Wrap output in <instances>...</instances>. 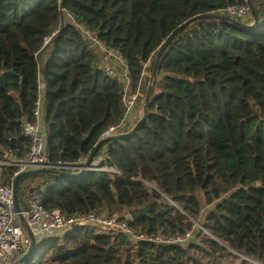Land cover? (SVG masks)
<instances>
[{
	"label": "trees",
	"instance_id": "trees-1",
	"mask_svg": "<svg viewBox=\"0 0 264 264\" xmlns=\"http://www.w3.org/2000/svg\"><path fill=\"white\" fill-rule=\"evenodd\" d=\"M249 2L253 27V15L233 21L226 12L245 0H0L3 184L16 171L3 163L29 151L25 124L34 121L40 82L51 164L85 160L124 114L121 87L97 66V48L120 50L131 90L140 91L161 47L190 21L157 64L143 122L134 129L140 98L116 133L124 135L97 151L105 170L67 176L76 171L52 168L22 180L20 198L37 189L47 209L123 220L153 202L132 223L136 233L192 229L191 238L133 244L124 233L78 225L37 242L29 264L36 256V264H264V0Z\"/></svg>",
	"mask_w": 264,
	"mask_h": 264
},
{
	"label": "built area",
	"instance_id": "built-area-1",
	"mask_svg": "<svg viewBox=\"0 0 264 264\" xmlns=\"http://www.w3.org/2000/svg\"><path fill=\"white\" fill-rule=\"evenodd\" d=\"M60 4L62 0H57ZM246 4L232 5L226 10L231 19L248 21L252 19V9L248 0ZM57 33L55 30L51 35L45 37L42 48H44L52 37ZM100 68L111 78L115 79L121 87V104L123 118L116 126L110 127L103 135H114L126 121L134 118L138 110L140 91H132L128 75V67L122 52L113 47H102ZM40 50L35 53L37 56ZM147 65V64H146ZM45 83L40 82L38 87L39 96L33 109L34 121L25 124V131L30 138V148L23 158H14L3 163L16 168L14 177L24 171L39 168L72 169L79 171V167L85 160L71 163L53 165L47 152L46 136L42 121L43 93ZM100 159L95 160L92 169L105 170L99 166ZM77 166V167H76ZM14 179V178H13ZM12 182L3 184L0 182V264H15L27 251L31 239L21 223L19 213L16 210ZM22 215L27 220V226L37 239L41 242L45 239L57 237L69 229L78 225H94L98 228H106L111 231L121 232L128 236L133 244L140 241H151L158 245L172 244L188 241L193 230H188L184 235L159 234L155 237L136 233L131 227L137 220L133 219L129 211L123 220L121 214H104L91 210L87 213L66 214L59 208L47 209L41 201L37 189H29L23 198H19Z\"/></svg>",
	"mask_w": 264,
	"mask_h": 264
},
{
	"label": "water",
	"instance_id": "water-1",
	"mask_svg": "<svg viewBox=\"0 0 264 264\" xmlns=\"http://www.w3.org/2000/svg\"><path fill=\"white\" fill-rule=\"evenodd\" d=\"M248 3L251 6L252 9V15L254 18V22L250 25H248L249 27H253L255 24H257L258 22V18H257V14L256 11L254 9V7L252 6V4L249 2ZM230 20L236 21L235 19H231ZM190 23V21L185 22L183 25H181L178 29H176V31L168 38V40L166 41V43H164V45L161 47L157 58H156V67H155V71L152 74V77L150 79V84L148 87V91L147 94L145 95L144 98V111H143V115L140 118L138 124L135 126L134 129H136L145 119L146 117V113H147V103L150 99L151 93H152V84H153V78H154V74L157 70V64L162 56V54L164 53L165 49L167 48V46L173 41L174 37L181 31L183 30L188 24ZM92 43H94V41H92ZM124 134H119V135H108V136H104L101 138L100 143H98L96 145V147L94 148V150L92 151V153L85 159V162L82 163L81 166L79 167V171L76 172H68V171H63L62 173L67 175V176H79L81 174H83L86 170H91L93 167V164L95 162V155L97 153V151L99 150V148L101 147V145L107 141L108 139H112V138H121ZM77 167V166H76ZM50 169L49 168H39V169H30L24 172H21L19 174H17L12 182V188H13V194H14V199L16 202V210L19 213V218L21 220V223L24 225L25 229H26V233L28 234V236L31 239V243L27 249V251L24 253V255L15 263V264H29L31 262V260L34 257V253H35V249L37 246V239L35 238V236L33 235L32 231L28 228L27 226V220L25 219V217L22 215L21 212V205H20V182L22 180H24L25 178L32 176V175H36V174H40V173H44V172H48ZM153 202L149 203L148 205H146L145 207L141 208L138 212L131 210L130 211V215L133 219L137 220L140 217H142L143 215H146L150 209V207L152 206ZM198 225L203 229V227L198 223ZM32 258V259H31Z\"/></svg>",
	"mask_w": 264,
	"mask_h": 264
},
{
	"label": "rangeland",
	"instance_id": "rangeland-1",
	"mask_svg": "<svg viewBox=\"0 0 264 264\" xmlns=\"http://www.w3.org/2000/svg\"><path fill=\"white\" fill-rule=\"evenodd\" d=\"M100 49H101V51H102V47H99ZM99 48H97L98 49V53H99V61H98V67H100V59H101V51H100V49ZM153 74V73H152ZM152 74L150 73V71L148 72V71H146V73L144 74V79H143V83H142V87H141V89H140V98H142L143 99V102H144V98H145V91H146V89L149 87V84H150V79H151V77H152ZM141 116V115H140ZM139 117V116H138ZM104 213V212H103ZM104 214H107V213H104ZM196 225V227H198L199 225H198V223H196L195 224ZM200 227V226H199ZM196 231V230H195ZM37 257L38 256H36L35 257V259L33 260V263L32 264H36V262H37Z\"/></svg>",
	"mask_w": 264,
	"mask_h": 264
},
{
	"label": "crops",
	"instance_id": "crops-1",
	"mask_svg": "<svg viewBox=\"0 0 264 264\" xmlns=\"http://www.w3.org/2000/svg\"><path fill=\"white\" fill-rule=\"evenodd\" d=\"M66 16H68V15H66ZM0 172H1V169H0Z\"/></svg>",
	"mask_w": 264,
	"mask_h": 264
}]
</instances>
